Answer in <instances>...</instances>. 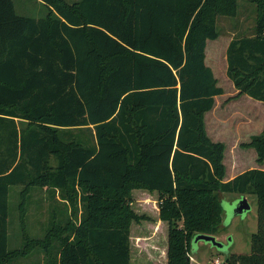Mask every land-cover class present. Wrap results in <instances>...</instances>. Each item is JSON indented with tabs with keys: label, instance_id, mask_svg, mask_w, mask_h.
I'll use <instances>...</instances> for the list:
<instances>
[{
	"label": "trees",
	"instance_id": "1",
	"mask_svg": "<svg viewBox=\"0 0 264 264\" xmlns=\"http://www.w3.org/2000/svg\"><path fill=\"white\" fill-rule=\"evenodd\" d=\"M34 1L38 16L0 0V264H131L148 236L163 264H190L193 237L224 228L223 192L256 197L249 251L225 264H264V169L224 179V144L204 124L223 92L207 40L237 0ZM250 1L253 33L228 41L226 75L264 101V0ZM240 144L264 160V130ZM13 185L57 190L74 218L9 247ZM135 189L156 196V218L135 210Z\"/></svg>",
	"mask_w": 264,
	"mask_h": 264
},
{
	"label": "rangeland",
	"instance_id": "2",
	"mask_svg": "<svg viewBox=\"0 0 264 264\" xmlns=\"http://www.w3.org/2000/svg\"><path fill=\"white\" fill-rule=\"evenodd\" d=\"M68 2L74 0H66ZM15 9L21 14L38 16L40 5L34 0H14ZM256 17L255 4L250 0H237L235 15L218 14L215 39L207 40L205 62L208 64L218 85L223 92L214 99L216 107L205 115L204 124L208 136L214 141L224 144L222 161L225 166L224 179H229L248 168L264 169V160H256V152L252 147H244L240 143L250 139L251 134L264 130V101L255 100L246 94L237 95L231 80L226 75L225 49L228 41L238 35L253 33ZM215 119V120H214ZM21 185H13L9 189V247H19L24 236L42 238L47 230L51 217L57 222L66 224L62 219L74 218L71 202L62 198L56 190L53 195L45 188L32 187L24 194ZM133 190V206L138 212H145L153 219L157 217L156 202L152 194L149 199L144 194ZM144 195V196H143ZM223 211L221 212L222 228L215 233L216 239L222 242L218 247L208 241H191L190 264H225L224 258L230 253H246L249 251L250 235L256 229V197L245 193L249 208L242 213H234L233 206L238 200L236 192L220 194ZM78 215L80 200L77 198ZM53 215V216H52ZM62 217V218H59ZM77 222V220H76ZM143 224L133 225L132 235H146L149 228ZM59 228V227H58ZM141 228V230H140ZM140 240L139 254L135 243L131 244L133 261L131 264H163L161 239L155 241L150 236ZM134 240V239H132ZM153 242V243H152ZM157 243V244H156ZM160 246V247H158ZM139 255V256H138ZM31 257V256H30ZM140 260V261H139Z\"/></svg>",
	"mask_w": 264,
	"mask_h": 264
},
{
	"label": "water",
	"instance_id": "3",
	"mask_svg": "<svg viewBox=\"0 0 264 264\" xmlns=\"http://www.w3.org/2000/svg\"><path fill=\"white\" fill-rule=\"evenodd\" d=\"M248 208H249V203L247 201L246 196L240 195L238 200L234 203L233 212L234 213H242L243 211L247 210ZM192 240L194 242H197L198 240H204V241H208L211 244L216 245L218 247L222 246V242H220L218 239H216V236L214 234L198 233L193 237Z\"/></svg>",
	"mask_w": 264,
	"mask_h": 264
},
{
	"label": "crops",
	"instance_id": "4",
	"mask_svg": "<svg viewBox=\"0 0 264 264\" xmlns=\"http://www.w3.org/2000/svg\"><path fill=\"white\" fill-rule=\"evenodd\" d=\"M217 97V95L214 96V99ZM217 105V102H214L213 103V106L210 110L206 111L205 114H204V118H205V115L208 113V112H211ZM215 120V119H214ZM252 135V134H251ZM155 226V228L158 226L160 229L164 226V223L161 222V221H156L154 224H153V227ZM152 234H156L154 231H152Z\"/></svg>",
	"mask_w": 264,
	"mask_h": 264
}]
</instances>
